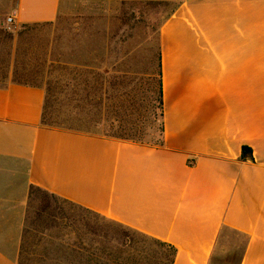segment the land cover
I'll use <instances>...</instances> for the list:
<instances>
[{
	"label": "crops",
	"instance_id": "obj_1",
	"mask_svg": "<svg viewBox=\"0 0 264 264\" xmlns=\"http://www.w3.org/2000/svg\"><path fill=\"white\" fill-rule=\"evenodd\" d=\"M71 3L0 0V27ZM161 65V145L48 127L42 87L0 85V264H18L32 188L166 244L172 264H264V0H181Z\"/></svg>",
	"mask_w": 264,
	"mask_h": 264
},
{
	"label": "rangeland",
	"instance_id": "obj_2",
	"mask_svg": "<svg viewBox=\"0 0 264 264\" xmlns=\"http://www.w3.org/2000/svg\"><path fill=\"white\" fill-rule=\"evenodd\" d=\"M181 0H72L54 23L0 27V85L46 93L44 124L159 145L161 28ZM166 244L38 188L18 264H172Z\"/></svg>",
	"mask_w": 264,
	"mask_h": 264
},
{
	"label": "trees",
	"instance_id": "obj_3",
	"mask_svg": "<svg viewBox=\"0 0 264 264\" xmlns=\"http://www.w3.org/2000/svg\"><path fill=\"white\" fill-rule=\"evenodd\" d=\"M177 10V9H176ZM175 10V11H176ZM174 11V12H175ZM173 12V13H174ZM172 13V14H173ZM158 75H159V78H160V80H159V109L161 110V117H162V128H161V139H160V143H159V145H161L162 144V142H163V132H164V120H163V100H162V65H161V53H160V56H159V73H158ZM22 84H25V85H30V84H26V83H22ZM43 123H44V119H43ZM106 137H108V136H106ZM110 138H115V139H120V140H125V139H123V138H116V137H110ZM130 141V140H129ZM134 142H138V141H134ZM140 143H142V142H140ZM247 151H249V152H251V150L249 149V148H247V147H244L243 148V157H245V155H246V153H247ZM49 194V193H48ZM51 196H54L53 194H50ZM55 197V196H54ZM171 248V247H170ZM173 251H174V249L173 248H171ZM174 254H175V251H174ZM174 254H173V258H174ZM172 263H173V259H172Z\"/></svg>",
	"mask_w": 264,
	"mask_h": 264
},
{
	"label": "built area",
	"instance_id": "obj_4",
	"mask_svg": "<svg viewBox=\"0 0 264 264\" xmlns=\"http://www.w3.org/2000/svg\"><path fill=\"white\" fill-rule=\"evenodd\" d=\"M14 16H10L6 20V25L10 29L14 25Z\"/></svg>",
	"mask_w": 264,
	"mask_h": 264
}]
</instances>
